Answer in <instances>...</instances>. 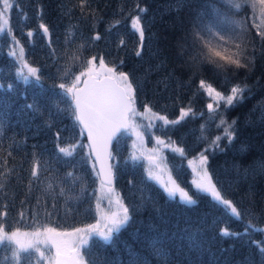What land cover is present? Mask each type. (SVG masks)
<instances>
[{"label":"trees","instance_id":"16d2710c","mask_svg":"<svg viewBox=\"0 0 264 264\" xmlns=\"http://www.w3.org/2000/svg\"><path fill=\"white\" fill-rule=\"evenodd\" d=\"M7 15L8 29L0 33V229L70 230L97 219L100 181L71 94L59 88L71 86L94 56L128 74L136 111L148 106L174 119L180 109H191L176 124L134 119L146 146L158 137L181 146L180 153L164 149L163 160L196 203L170 197L148 179L144 159L131 151L132 133H119L110 149L113 187L131 220L110 244L91 237L90 243H97L83 253L84 264H264V4L12 0ZM133 17L143 40L131 27ZM14 41L24 61L38 70L39 84L34 77L27 84L17 77L19 59L9 54ZM201 81L227 96L234 86L245 91L235 106L218 99L210 112ZM222 118L236 122L234 135L216 147V137H224L223 126L217 127ZM74 146L71 157L59 152ZM200 152L217 190L241 212L240 220L226 216L194 187L186 159ZM245 225L251 226L247 235ZM223 229L241 235L223 236ZM0 264L44 261L36 250L16 252L5 241Z\"/></svg>","mask_w":264,"mask_h":264},{"label":"snow or ice","instance_id":"6c2138e0","mask_svg":"<svg viewBox=\"0 0 264 264\" xmlns=\"http://www.w3.org/2000/svg\"><path fill=\"white\" fill-rule=\"evenodd\" d=\"M242 2L247 3V0H242ZM261 4H264V0H259ZM4 10L6 11L10 5L9 0H3ZM235 8L239 9L241 7L240 3L234 5ZM3 11H0V18L3 17ZM44 28L46 33L48 29L41 25ZM133 28L139 31L141 40H143L144 32L143 28L139 25V19L133 22ZM31 35V33H29ZM99 36H96L95 39H99ZM141 53L137 52L136 55L139 56ZM95 60V57L92 60H89L88 63L91 64ZM236 64L237 67H242L239 60L232 61ZM25 67H27L25 65ZM100 69L103 72H98L94 67L88 68L86 72H82L81 76H85L86 79L83 81V87H79L80 76L75 77V82L71 86L66 87L64 83L59 85V88L64 91L65 95L71 94L72 101L74 103V112L75 120L84 129L87 130L88 138L91 141L94 148L98 149L97 157L99 158V150L105 149L106 146L111 143L113 140L117 139V134L124 132H134L136 131L137 126L134 123H131L139 113L136 109L132 107L133 103V86L129 81V76L127 73L119 72L117 73L114 68L106 67L103 59L100 60ZM28 75H23L22 73H17V77L22 76L25 84L29 82V76L36 79L37 84H39L38 70L35 67H27ZM201 87H204V82L201 81ZM245 89L234 86L231 89V95L224 96L220 92L213 89L210 85L207 87V92L211 96L215 92V97H218L220 100H224L226 107L235 106V103H238L239 100L243 97V92ZM29 108L32 105H28ZM219 107V105H217ZM207 108L210 112L213 111V104L209 103ZM146 111H151L148 106H145ZM191 109L187 111L181 110V118L188 115ZM159 120H162L165 125L176 124L179 121H169L166 117L160 116ZM235 121L232 124H227L225 119H221L217 127L223 126L224 137H216L213 141V145L218 147V141L222 138H228L229 142L234 135V125ZM231 129V131H230ZM59 135V134H57ZM139 136L140 133L137 132ZM158 143H163L159 141ZM74 148L72 150L66 149L64 147L59 148V152L65 156L71 157L74 153ZM182 152V150H180ZM111 154L109 153V156ZM133 159H135L133 157ZM207 156L201 157V164L206 163ZM111 165H109L108 171L111 174ZM33 177L36 176V171L33 170ZM71 175V173H69ZM148 179H154L151 172L148 173ZM111 183V181H108ZM197 190L210 194L213 201L218 207L222 209L226 216L240 220L241 212L236 206L233 205L231 200L224 199L221 195V192L217 190L216 184L213 183L208 172L205 170L203 175L199 176V179L193 181ZM175 185V181H173ZM109 193L112 192V189L109 188ZM166 191L170 197L175 198L177 193L179 194V199L186 203L187 205H192L196 203L193 195H190L189 192L185 191L183 188H180L178 185L175 188H167ZM143 199V197H142ZM113 201L109 196V204H112ZM117 206L115 211L109 210L108 212H101L100 219L95 223L88 225L86 229L76 228L72 232H59L55 228H44L43 230H37L33 234V240L31 242H21L19 239H16L19 235L18 232H12L10 235H0V244H3L5 241L15 242L19 245L21 251H28L30 248L35 247L41 241L38 239L40 236L45 234L46 238L44 243L47 244L48 241H51L55 247L56 255L53 258L55 264H84V252L88 254L91 253V248L96 245V241L90 243V239L93 236H97L103 241L104 244H110L114 234H118L122 227L127 226L128 222L131 220L130 208L125 206L119 197L115 200ZM97 209H99V204H97ZM133 212L135 208L131 209ZM250 225H245L244 235L248 234ZM257 231H261L256 229ZM84 233L89 239H84L79 234ZM27 235V234H26ZM221 235L230 236V235H241V233H232L228 229H223ZM67 237H75L76 239L69 241ZM39 251L38 248H36ZM264 251V249H261ZM73 255H69V253ZM43 255V253H41ZM92 264H95L93 261Z\"/></svg>","mask_w":264,"mask_h":264},{"label":"rangeland","instance_id":"374dc122","mask_svg":"<svg viewBox=\"0 0 264 264\" xmlns=\"http://www.w3.org/2000/svg\"><path fill=\"white\" fill-rule=\"evenodd\" d=\"M12 0H9V5L11 6ZM10 8V7H9ZM9 8L5 11L4 10V5H3V0H0V11H3V17L0 18V33L4 30L8 29V10ZM136 17L132 18L131 21V27H133V22L136 21ZM134 29V28H133ZM137 31V30H136ZM138 35L140 37L139 31ZM141 38V37H140ZM9 54H11L12 56H17L19 59L18 65L19 68L17 70V73H22L23 75H28L27 72V67H34V66H29L25 61H24V57L22 56V47L19 46V44L14 41L11 45ZM94 56H92L93 58ZM92 58H90L89 60H92ZM100 60L101 59H97L95 57V60L91 63L88 64V66L86 68L83 69V71L79 72L77 76H80V80L83 78V76H81L82 72H86L88 68H92L94 67L96 69V71L98 72H103L102 69H100ZM106 67H110L113 68L109 65H107L104 62ZM25 65L27 67H25ZM36 68V67H35ZM117 73H119V71H116ZM125 73V72H124ZM20 79L23 80L22 76L19 77ZM31 78V76H29V79ZM75 82V80L73 81ZM207 87L208 85H204V89L206 94L209 96L210 101L209 103H212L214 101H217L219 98L215 97V92L212 93V95L210 96L207 92ZM213 88V87H212ZM223 95V94H222ZM225 97L227 95H224ZM220 100V99H219ZM224 101V100H222ZM225 102V101H224ZM208 103V104H209ZM181 110L178 113V116L174 119H167L169 121H178V119L181 118ZM185 111H187V109H183ZM137 113H139V117L141 118H145V119H149L151 121L153 120H157L158 117L163 116L164 115L160 114V113H155L153 111H146L145 109L143 111H137ZM149 120H147V122L149 124H152V122H149ZM162 121V120H160ZM131 123H134L137 128L136 131L134 132H130L133 135V140H132V147H131V151L133 153L134 157H142L144 159V162L146 163V173L148 175L149 172L152 173L154 179H152L155 183H157L160 187H162V189L164 190L165 193L168 194V192L166 191V187L167 188H175L177 184V182H175V185L173 184V177L171 175V172H169L168 167L166 165V163L163 160V150L164 149H171L177 152H181V146L177 145L174 141L166 140V139H162L160 137L155 138L154 139V143L151 146H146L145 145V138H144V134L143 132H141L139 124H137V122L135 121V119H133L132 121H130ZM137 132L140 133V135H137ZM159 141H163V143H158ZM202 156H206V154L204 152H200L199 154L195 155V156H191L190 158L186 159L187 161V165L189 167V170L191 171V181L193 183V181H196L199 179L200 175H203L204 171L206 170L209 174V170H207V161L204 164H201V157ZM210 176V175H209ZM194 187L195 184L193 183ZM179 186V185H178ZM180 187V186H179ZM109 188L112 189V192L109 193ZM181 188V187H180ZM196 188V187H195ZM210 195V194H209ZM96 196H97V200H96V214H97V219L92 222L91 224H95L99 219H100V214L101 212H108L109 210L115 211L117 206L115 204V200L117 199V197L120 198V200L122 201L121 196L118 194L117 190L113 187V186H108V185H104L103 183L99 182L98 187L96 189ZM109 196L111 197L113 203L109 204ZM176 198L179 199V194L177 193ZM224 198V197H223ZM226 199V198H224ZM180 200V199H179ZM181 201V200H180ZM123 203V201H122ZM97 204H99V209H97ZM124 204V203H123ZM126 206V205H125ZM89 224V225H91ZM88 225H84V226H80V227H76V228H81V229H86ZM76 228H70V230H57L59 232H72L74 229ZM261 229L264 230V226L260 227ZM43 230V229H41ZM12 232H18L19 235L16 239H19L21 242H31L33 240V234L36 231H23V230H19V231H9V232H4L2 229H0V235H10ZM27 234V235H26ZM46 235H51V234H45L40 236L38 239L41 241V243H39L38 245H36L35 247H33L32 249L36 250V248L39 249V251H37L39 253L40 256L43 257V261L44 264H54V260L53 258L56 255V250L54 245L52 244L51 241H48L47 244L44 243V240L46 238ZM81 237H83L84 239H89L88 236H86L83 232L79 234ZM69 241H72L74 239H76L75 237H67L66 238ZM13 246H14V250L16 252L20 251L19 245L15 244V242H12ZM41 253H43V255H41Z\"/></svg>","mask_w":264,"mask_h":264},{"label":"water","instance_id":"95a60500","mask_svg":"<svg viewBox=\"0 0 264 264\" xmlns=\"http://www.w3.org/2000/svg\"><path fill=\"white\" fill-rule=\"evenodd\" d=\"M85 79H86V77L83 76V78L80 80V83L78 85L79 87L84 86L83 81ZM72 104L74 105L73 101H72ZM132 107H133V103H132ZM74 114H75V112H74ZM78 125H80V124L78 123ZM80 128H81V131L85 137L86 145H88L89 154L91 155V158H92L93 164L95 166L99 181L101 183H103L104 185L114 186L113 185L114 184V175L112 172V167H111V174H109V171H108L109 165H111V157L109 156V153H110V149L112 146V142L114 140L111 143H109L105 149L99 150V158H98L97 157L98 149L93 147L91 141L88 138L87 130L84 129L82 125H80ZM122 132H123V130H122ZM109 180L111 181V183L108 182ZM69 255L71 256L73 254L70 252ZM54 264H55V262H54Z\"/></svg>","mask_w":264,"mask_h":264}]
</instances>
